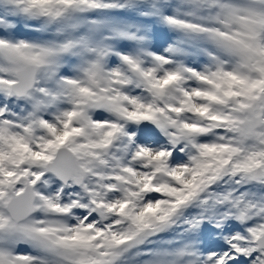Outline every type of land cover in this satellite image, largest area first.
<instances>
[{
	"label": "snow or ice",
	"instance_id": "snow-or-ice-1",
	"mask_svg": "<svg viewBox=\"0 0 264 264\" xmlns=\"http://www.w3.org/2000/svg\"><path fill=\"white\" fill-rule=\"evenodd\" d=\"M0 264H264V0H0Z\"/></svg>",
	"mask_w": 264,
	"mask_h": 264
}]
</instances>
